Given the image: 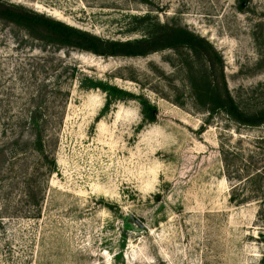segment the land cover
Here are the masks:
<instances>
[{"label": "rangeland", "instance_id": "374dc122", "mask_svg": "<svg viewBox=\"0 0 264 264\" xmlns=\"http://www.w3.org/2000/svg\"><path fill=\"white\" fill-rule=\"evenodd\" d=\"M2 1L77 35L0 22V264H264V124L196 98L264 113V0ZM172 29L217 58L123 53Z\"/></svg>", "mask_w": 264, "mask_h": 264}, {"label": "trees", "instance_id": "16d2710c", "mask_svg": "<svg viewBox=\"0 0 264 264\" xmlns=\"http://www.w3.org/2000/svg\"><path fill=\"white\" fill-rule=\"evenodd\" d=\"M0 22L20 28L21 26L26 28L35 26L42 29L44 32H49L51 36L61 37L62 40H68L72 36L77 35L70 28L57 21L45 18L35 13H27L21 11V7L5 3L2 0H0ZM39 38L50 40L49 37L43 35H40ZM81 38L83 39V37ZM180 46H188L189 48L196 49L198 53H201L205 56L211 57L213 55V58H217L215 52L211 49L207 42L199 37L193 36L186 30L182 29H172L171 33H168L163 39L154 42L152 46L146 49V51H136L132 53V51L129 50L124 51L123 53L125 55H142L153 50L178 48ZM85 50L96 53L94 47H91V49L85 48ZM196 98L198 103L203 106L208 112H222L239 124L247 125L250 127H256L264 124V113H259L257 116H244V114L240 113L235 107L232 98L224 88L205 90L202 89L201 91L197 92ZM38 145L40 147V142L38 143Z\"/></svg>", "mask_w": 264, "mask_h": 264}]
</instances>
